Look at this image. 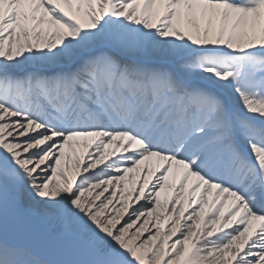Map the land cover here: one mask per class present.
Returning <instances> with one entry per match:
<instances>
[{
    "label": "snow or ice",
    "instance_id": "obj_1",
    "mask_svg": "<svg viewBox=\"0 0 264 264\" xmlns=\"http://www.w3.org/2000/svg\"><path fill=\"white\" fill-rule=\"evenodd\" d=\"M0 264H264V0H0Z\"/></svg>",
    "mask_w": 264,
    "mask_h": 264
}]
</instances>
